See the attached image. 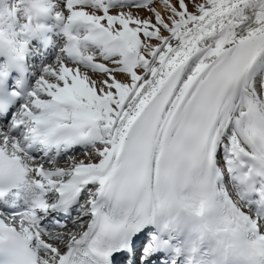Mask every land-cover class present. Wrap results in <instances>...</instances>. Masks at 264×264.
<instances>
[{"label": "snow or ice", "instance_id": "snow-or-ice-1", "mask_svg": "<svg viewBox=\"0 0 264 264\" xmlns=\"http://www.w3.org/2000/svg\"><path fill=\"white\" fill-rule=\"evenodd\" d=\"M25 19L0 41V264H264V0Z\"/></svg>", "mask_w": 264, "mask_h": 264}, {"label": "bare ground", "instance_id": "bare-ground-1", "mask_svg": "<svg viewBox=\"0 0 264 264\" xmlns=\"http://www.w3.org/2000/svg\"><path fill=\"white\" fill-rule=\"evenodd\" d=\"M8 1L16 2L11 6L10 9L13 14L12 19L16 21L22 20L23 18L21 16V10H19L20 8L18 6L24 4L26 5V8L28 10L29 0H0V13L5 14V7H9L11 5V3H9ZM38 22L44 24L45 27L42 30L40 36L33 40V42L41 45L46 51L50 48V44L52 47L54 46L57 39L60 41H63L65 39L63 32L64 25L60 21L56 20L54 16L42 17ZM48 58H51V56H49Z\"/></svg>", "mask_w": 264, "mask_h": 264}, {"label": "clouds", "instance_id": "clouds-1", "mask_svg": "<svg viewBox=\"0 0 264 264\" xmlns=\"http://www.w3.org/2000/svg\"><path fill=\"white\" fill-rule=\"evenodd\" d=\"M33 15L35 16V13H33ZM26 22L27 20L25 18L17 22L16 20L12 19L7 14H5L3 17V20H0V41H3L6 43L7 40L9 39V33H10V30L8 27L9 24H14L16 28L18 29L20 25Z\"/></svg>", "mask_w": 264, "mask_h": 264}, {"label": "rangeland", "instance_id": "rangeland-1", "mask_svg": "<svg viewBox=\"0 0 264 264\" xmlns=\"http://www.w3.org/2000/svg\"><path fill=\"white\" fill-rule=\"evenodd\" d=\"M8 2L11 3V5L9 7H5V11L4 12H5V14H8V16H10L12 18L13 17V14L10 11V9H11V6L14 5L16 2H14V1L13 2L8 1ZM18 7L20 8L19 10H21V16H22V18L23 19L26 18L27 11H28L27 8H26V5L23 4V5H20ZM17 22H19V21H17ZM63 41H60V40L57 39V41L55 42L54 46L56 47V51L57 52L59 51V46L63 43ZM33 44H37V43L36 42H33ZM49 46H50V48L52 47L51 44ZM48 59H49L50 62H54V60H53L54 57H51V58H48ZM33 63L35 64L36 62L34 61Z\"/></svg>", "mask_w": 264, "mask_h": 264}]
</instances>
